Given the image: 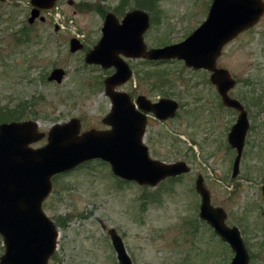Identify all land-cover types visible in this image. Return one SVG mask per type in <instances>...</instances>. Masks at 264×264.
Returning <instances> with one entry per match:
<instances>
[{
	"label": "rangeland",
	"instance_id": "374dc122",
	"mask_svg": "<svg viewBox=\"0 0 264 264\" xmlns=\"http://www.w3.org/2000/svg\"><path fill=\"white\" fill-rule=\"evenodd\" d=\"M210 2L56 0L28 22L29 0H0V122H36L45 135L34 147L46 142L52 125L70 118L79 119V133L109 128L102 121L111 107L104 79L114 69L84 61L101 37L105 15L120 20L127 11L144 10L149 26L143 41L147 48L159 47L190 34L205 19ZM71 38L82 48L71 52ZM125 60L132 75L114 90L178 103L173 117L146 122L149 156L167 163L182 160L190 169L153 186L121 180L100 159L55 175L42 202L58 233L47 264H118L109 228L121 237L132 264H229L233 251L198 216V174L210 203L224 210L225 224L239 229L248 264H264V200L258 190L264 182V12L223 46L216 61L235 79L228 94L243 104L249 120L235 177V150L227 134L237 111L222 105L208 72L175 59ZM57 67L64 70L60 83L47 78ZM7 108L15 111L14 119L5 117ZM3 251L0 236V255Z\"/></svg>",
	"mask_w": 264,
	"mask_h": 264
},
{
	"label": "water",
	"instance_id": "95a60500",
	"mask_svg": "<svg viewBox=\"0 0 264 264\" xmlns=\"http://www.w3.org/2000/svg\"><path fill=\"white\" fill-rule=\"evenodd\" d=\"M56 0H29L28 22L41 10L54 7ZM264 12L263 0H211L205 19L179 42L147 48L143 33L149 26V16L141 9H132L121 20L107 13L101 27V37L84 56L89 64L114 71L104 79L105 93L111 100L110 111L102 119L110 128L89 129L79 133L78 118L56 123L47 132V142L33 147L32 143L45 134L37 130L32 120L0 122V236L4 251L0 264H47L56 248L57 230L44 213L42 202L50 193L52 177L69 171L79 164L99 158L110 165L112 173L138 184L155 185L167 176L189 171L186 162H164L153 159L142 142L145 115L140 113L124 91L114 86L124 83L132 71L124 57L149 60L177 58L194 69L211 71L210 81L226 107L238 111L227 134L228 143L235 149L232 176L238 172L244 137L248 128L246 110L228 91L235 79L225 68L216 66L222 47L243 30L254 25ZM43 19V16H40ZM82 48L77 38H71L69 50ZM64 70L53 68L48 80L60 83ZM137 103L145 112L159 119L173 117L178 103L161 98L151 103L138 96ZM201 196L199 217L205 220L227 242L233 251L229 264H248V253L236 226H227L226 214L220 206L210 203V194L202 175L195 180ZM264 194V184L262 186ZM118 264H131L120 236L108 229Z\"/></svg>",
	"mask_w": 264,
	"mask_h": 264
},
{
	"label": "flooded vegetation",
	"instance_id": "af4514ba",
	"mask_svg": "<svg viewBox=\"0 0 264 264\" xmlns=\"http://www.w3.org/2000/svg\"><path fill=\"white\" fill-rule=\"evenodd\" d=\"M30 10H31V8H30ZM44 12H46L45 10H41L40 11V13L42 14V13H44ZM126 13V12H125ZM124 13V14H125ZM124 14H123V16H124ZM122 16V17H123ZM119 20V19H118ZM121 20V19H120ZM54 28H55V30H59V26L57 25V24H55L54 25ZM79 40V39H78ZM80 41V40H79ZM178 60V61H182V60H180V59H176V58H172V59H165V60ZM163 60V59H162ZM216 61H217V59H216ZM183 62V61H182ZM183 64H184V62H183ZM185 65V64H184ZM186 66V65H185ZM217 66V65H216ZM186 67H188V66H186ZM188 68H192V67H188ZM192 69H194V68H192ZM194 70H205V71H207L208 72V74H209V80H210V74H211V71H209V70H207V69H194ZM236 82V81H235ZM216 89V88H215ZM125 93H127V95H128V98H129V100L134 104V106H135V108L140 112V113H142V114H144L145 115V126H146V122L148 121V119H150V118H156V119H158V120H162V119H159V118H157L155 115H154V113H152V112H145L142 108H140L139 106H138V103H137V98H138V96H144V95H142V94H136L135 93V91L133 90V89H130L129 91H124ZM218 93V92H217ZM219 95V94H218ZM145 97V96H144ZM146 99H148L151 103H156V102H158L161 98H166V97H162V96H158V97H155V98H153V97H151V98H147V97H145ZM220 101H221V98H220ZM222 103V102H221ZM223 105V104H222ZM243 105V104H242ZM224 106V105H223ZM226 107V106H225ZM244 107V106H243ZM227 108H231V107H227ZM231 109H233V108H231ZM244 109L246 110V108L244 107ZM233 110H235V109H233ZM235 111H237V110H235ZM237 114H238V111H237ZM246 114H247V110H246ZM175 115V114H174ZM247 119H248V114H247ZM145 126H144V131H143V134H142V137H141V139H142V142L144 143V141H143V138H144V135H145ZM249 131V120H248V128H247V130H246V133ZM246 133H245V135H246ZM244 139H245V137H244ZM144 145H146L145 143H144ZM146 147H147V145H146ZM243 147H244V144H243ZM148 148V147H147ZM235 150V149H234ZM242 151H243V148H242ZM236 153V152H235ZM149 154V153H148ZM241 156H242V152H241ZM241 156H240V159H241ZM234 159V158H233ZM239 163H240V161H239ZM232 164H233V162H232ZM186 173V172H185ZM185 173H182V174H185ZM239 174V168H238V172H237V174L236 175H238ZM180 175V174H179ZM231 175H232V168H231ZM235 175V176H236ZM176 176H178V175H176ZM198 176V175H197ZM235 176H232V177H235ZM197 178V177H196ZM203 178V177H202ZM196 180V179H195ZM203 183H204V178H203ZM263 184H264V182L259 186V188H258V190H259V193L262 195V200H264V194H263V192H262V186H263ZM194 188H195V182H194ZM207 189V188H206ZM196 190V189H195ZM208 190V189H207ZM197 192V191H196ZM208 192H209V190H208ZM198 195H199V193H197ZM209 194H210V192H209ZM199 197H200V202H201V196L199 195ZM200 202H199V206H200ZM199 206H198V216H199ZM200 218V217H199ZM201 220H203L202 218H200ZM203 221H205V220H203ZM206 222V221H205ZM207 223V222H206ZM208 224V223H207ZM209 225V224H208ZM228 226V225H227ZM238 229V228H237ZM238 231H239V229H238ZM245 245V244H244ZM245 248H246V246H245ZM247 250V249H246ZM127 253V252H126ZM247 253H248V251H247ZM128 255V254H127ZM248 256H249V253H248ZM248 259H250V257L248 258ZM131 264H132V262H131Z\"/></svg>",
	"mask_w": 264,
	"mask_h": 264
},
{
	"label": "trees",
	"instance_id": "16d2710c",
	"mask_svg": "<svg viewBox=\"0 0 264 264\" xmlns=\"http://www.w3.org/2000/svg\"><path fill=\"white\" fill-rule=\"evenodd\" d=\"M6 114H5V117L7 118V119H14L15 118V111L13 112L12 110H10V109H6ZM3 113V111L2 110H0V114H2ZM4 114V113H3ZM5 117H3V118H5ZM6 120V119H5Z\"/></svg>",
	"mask_w": 264,
	"mask_h": 264
}]
</instances>
